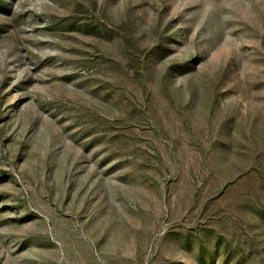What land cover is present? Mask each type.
Listing matches in <instances>:
<instances>
[{"label":"rangeland","instance_id":"obj_1","mask_svg":"<svg viewBox=\"0 0 264 264\" xmlns=\"http://www.w3.org/2000/svg\"><path fill=\"white\" fill-rule=\"evenodd\" d=\"M0 264H264V0H0Z\"/></svg>","mask_w":264,"mask_h":264}]
</instances>
